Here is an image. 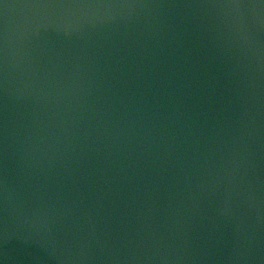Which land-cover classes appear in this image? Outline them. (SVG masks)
Instances as JSON below:
<instances>
[{"label": "water", "instance_id": "95a60500", "mask_svg": "<svg viewBox=\"0 0 264 264\" xmlns=\"http://www.w3.org/2000/svg\"><path fill=\"white\" fill-rule=\"evenodd\" d=\"M0 264H264V0H0Z\"/></svg>", "mask_w": 264, "mask_h": 264}]
</instances>
